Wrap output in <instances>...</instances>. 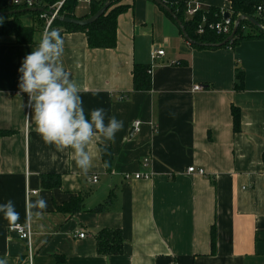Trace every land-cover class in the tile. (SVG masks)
<instances>
[{
	"label": "crops",
	"instance_id": "obj_1",
	"mask_svg": "<svg viewBox=\"0 0 264 264\" xmlns=\"http://www.w3.org/2000/svg\"><path fill=\"white\" fill-rule=\"evenodd\" d=\"M179 1L206 11L231 9L230 0ZM121 5L128 10L118 19L115 49L91 50L83 32L62 35L63 66L81 87L86 114L103 108L123 121L114 143H90L94 166L87 175L67 152L45 145L26 117L31 109L18 69L44 32L30 45L0 37V132L9 133L0 134V204L12 200L19 213L15 223L0 214V259L28 264V244L10 228L29 220L34 264H57L56 257L63 264H264V39L201 49L152 0ZM89 8L79 2L77 15ZM21 19L34 24L31 14ZM245 34L259 31L246 27ZM155 50L165 56L153 59ZM136 65L154 66L151 91L134 90ZM238 71L245 75L243 90L236 89ZM233 107L241 113L238 133ZM105 144L110 171L98 151ZM191 167L205 174L189 173ZM139 173L151 179L125 180ZM49 174L60 175V188L43 187ZM79 196L80 213L57 211ZM40 197L47 208L36 216L32 204ZM103 229L122 231L121 255L97 253L95 237Z\"/></svg>",
	"mask_w": 264,
	"mask_h": 264
},
{
	"label": "trees",
	"instance_id": "obj_2",
	"mask_svg": "<svg viewBox=\"0 0 264 264\" xmlns=\"http://www.w3.org/2000/svg\"><path fill=\"white\" fill-rule=\"evenodd\" d=\"M14 0H0V14L1 13H13L12 15L3 17V22L0 23V37H13L16 44L18 45H30L34 43L35 34L45 32L47 21L41 16L43 14L49 15L51 13V7L63 0H42L41 7L45 13H16L18 11L27 10L24 5H15L12 3ZM23 1V0H22ZM123 0H112L110 9L102 16L97 22L88 27H79L76 25H69L63 23L59 17L68 19H80L85 20L94 16L107 2V0H92L88 13L84 15H77V9L79 6V0H66L63 7L61 8L58 18L52 23L51 29H58L63 35L66 32H83L87 36L88 46L91 50H111L115 49L118 44L117 33H118V19L124 14L128 7L121 5ZM166 3L174 12V14L181 21L187 36L195 42L217 45L224 42L228 36L218 35L215 32H209L204 36L197 35V27L202 21L204 13L197 14L194 18L189 19L187 16V4L180 2L179 0H161ZM231 2V19L232 21H238L240 17H254L259 20L257 15V9L259 6H264V0H230ZM25 14H31L33 16V26H25L22 22V17ZM171 17L172 16L168 15ZM207 18L209 21H220L222 16L220 11L216 9H210ZM189 19V20H188ZM174 20V19H173ZM175 21V20H174ZM176 22V21H175ZM251 27L255 30L259 29L244 21L240 24L238 32L231 43L221 48L236 47L240 43L253 40L256 38H263L264 33L259 31L257 35H246L245 28ZM181 29V28H180ZM182 31V29H181ZM183 33V31H182ZM201 49H216V47H197ZM150 66L136 65L133 70V84L134 90L137 92H149L152 90V76L149 74ZM245 75L243 71L237 72V90L244 89ZM232 115L234 120V131L235 133L241 130V113L237 108L232 109ZM1 135H8L7 132H0ZM103 161L109 162L110 166L107 170H111L112 153L110 150L102 151ZM42 185L47 190H54L60 188L61 177L56 174H49L42 176ZM84 207V197H73L68 203L62 207H57V211L62 214L74 215L80 213ZM102 211L103 208L98 209ZM212 246L215 249L216 246V228L215 226L211 231ZM97 253L104 256H117L121 255L124 250L123 233L120 230L103 229L95 237ZM57 258V264H63V260Z\"/></svg>",
	"mask_w": 264,
	"mask_h": 264
},
{
	"label": "clouds",
	"instance_id": "obj_3",
	"mask_svg": "<svg viewBox=\"0 0 264 264\" xmlns=\"http://www.w3.org/2000/svg\"><path fill=\"white\" fill-rule=\"evenodd\" d=\"M64 45L58 29L45 30L35 50L22 60L18 87L28 96L26 106L31 112L26 117L35 124V131L45 145L54 146L58 152H67L81 173L87 175L94 166L90 143L94 139L114 143L116 133L123 129V121L114 115L107 116L103 108L92 109L86 114L81 87L63 66ZM98 151H106V144ZM109 166L105 161L104 167ZM32 208L37 209L34 214L40 216L47 208V200L38 198ZM0 214L10 223L19 218L12 200L0 204ZM0 264H7V261L0 259Z\"/></svg>",
	"mask_w": 264,
	"mask_h": 264
},
{
	"label": "built area",
	"instance_id": "obj_4",
	"mask_svg": "<svg viewBox=\"0 0 264 264\" xmlns=\"http://www.w3.org/2000/svg\"><path fill=\"white\" fill-rule=\"evenodd\" d=\"M66 0H63L59 3H57L56 5H54L53 7H51V15H45L43 14L41 17L43 19H46L47 21V25H46V30H49V28L51 27L52 23L55 21L56 17L58 16L61 8L63 7L64 3ZM92 0H79V2L81 3H86V4H91ZM12 3H14L15 5H24L26 8L28 9H32V8H39L41 7L42 4V0H14L12 1ZM208 10H204L203 7L199 4V3H188L187 4V16L192 19L194 18L197 14L199 13H204V15L202 16V21L201 23L198 25L197 27V35L198 36H204L209 32H215L218 35H223V36H230L233 32V29L236 25V21H232L231 19V14H230V18L229 19H225V14L226 13H230L229 12H220L221 13V20L220 21H209L207 18V14H208ZM257 15L259 17V20H257L260 24V29L259 31L264 33V6H259L257 9ZM165 56V51H159V50H155L152 53V58L153 59H157L160 57H164ZM153 67L151 66V69L149 70V74L152 75L153 72ZM195 90H201V87L196 86ZM126 99L125 96H120L119 97V101H124ZM141 123L137 122L135 124V129L137 131H139ZM143 165L145 167H148L150 165V159H145L143 162ZM189 173H197L199 175H204V171L203 170H197L194 167H191L188 169ZM132 179H136V180H149L151 179V174H135V175H130V174H126L125 175V180H132ZM93 183H98V177H94L93 178ZM34 195L37 194L36 191H29L28 195ZM10 231L15 233L18 238L27 243L28 244V264H34V252L32 249V227H31V223L28 220L26 223L23 224H16L14 226H12L10 228ZM85 234L81 233L79 235V238L84 239L85 238Z\"/></svg>",
	"mask_w": 264,
	"mask_h": 264
},
{
	"label": "water",
	"instance_id": "obj_5",
	"mask_svg": "<svg viewBox=\"0 0 264 264\" xmlns=\"http://www.w3.org/2000/svg\"><path fill=\"white\" fill-rule=\"evenodd\" d=\"M154 3H156L157 5H159L162 9H164L170 16L173 17V19L176 21V23L179 25V27L182 29L183 34L185 36V38L188 40V42L196 47H216V48H221L223 46H226L227 44L231 43L232 40L235 38L237 32H238V28L240 26V24L244 21H248L249 23H251L252 25L256 26L258 29H260V24L257 21L256 18L254 17H247V16H243L240 17L238 19V21L236 22V25L233 29L232 34L221 44H217V45H212V44H205V43H200V42H195L192 41L186 34L185 29L181 23V21L179 20V18L174 14V12L172 11V9L164 2H162L161 0H152ZM112 5V0H107V2L105 3V5L91 18L85 19V20H80V19H68V18H64V17H59V19L65 23V24H69V25H76L79 27H88L92 24H94L95 22H97L102 16L105 15V13L110 9ZM36 13V12H40V13H45V11L43 9H39V8H32V9H27V10H22V11H18L16 13ZM15 12H11V13H1L0 17H6L9 15L14 14ZM49 15H51L49 13ZM58 18V16L56 17V19ZM230 18V14L226 13L225 14V19H229Z\"/></svg>",
	"mask_w": 264,
	"mask_h": 264
},
{
	"label": "rangeland",
	"instance_id": "obj_6",
	"mask_svg": "<svg viewBox=\"0 0 264 264\" xmlns=\"http://www.w3.org/2000/svg\"><path fill=\"white\" fill-rule=\"evenodd\" d=\"M31 19H32L31 16L30 17L25 16L24 23L30 25L32 23Z\"/></svg>",
	"mask_w": 264,
	"mask_h": 264
}]
</instances>
